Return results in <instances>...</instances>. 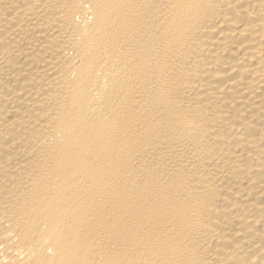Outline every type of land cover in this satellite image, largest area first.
<instances>
[{
  "label": "bare ground",
  "instance_id": "6f19581e",
  "mask_svg": "<svg viewBox=\"0 0 264 264\" xmlns=\"http://www.w3.org/2000/svg\"><path fill=\"white\" fill-rule=\"evenodd\" d=\"M0 264H264V0H0Z\"/></svg>",
  "mask_w": 264,
  "mask_h": 264
}]
</instances>
